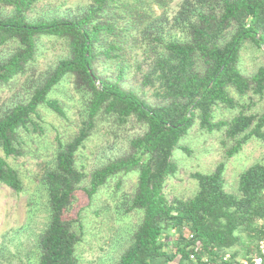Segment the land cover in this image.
I'll return each mask as SVG.
<instances>
[{"label":"trees","instance_id":"obj_1","mask_svg":"<svg viewBox=\"0 0 264 264\" xmlns=\"http://www.w3.org/2000/svg\"><path fill=\"white\" fill-rule=\"evenodd\" d=\"M42 1L0 0V87L30 74L26 96L0 113V183L25 190L7 157L26 154L28 140L42 135L41 108L65 116L53 97L59 85L73 82L85 120L59 141L43 176L49 223L38 238V264H79L81 213L70 211L78 190L89 177L83 190L93 201L112 179L130 173L138 180L124 213L141 212L142 218L115 264H169L176 258L178 264H233L240 258L253 264L264 237V163L240 174L239 195L226 190V161L210 173L194 174L198 189L190 198L170 199L165 187L179 171L174 153L195 125L224 131L226 158L252 139L264 142V111L245 110L247 96H264V65L250 75L241 68L247 43L264 46V0H180L172 19L168 10L176 0H89L76 14L35 16ZM44 37L60 40L67 54L36 76L32 63ZM140 52L148 53L140 86L152 89V99L126 85V59ZM106 68H115L113 75ZM223 109L232 114L217 118ZM110 120L144 131L88 176L78 164L79 152L99 123ZM183 227L192 239L179 235ZM228 252L229 262L223 260Z\"/></svg>","mask_w":264,"mask_h":264},{"label":"rangeland","instance_id":"obj_2","mask_svg":"<svg viewBox=\"0 0 264 264\" xmlns=\"http://www.w3.org/2000/svg\"><path fill=\"white\" fill-rule=\"evenodd\" d=\"M89 0H44L36 7L35 16L51 14H76L83 10ZM180 0L173 2L168 10L172 19L179 9ZM172 35L183 37L180 29L171 28ZM44 45L39 51L32 74L36 76L53 67L66 56L64 44L55 38H42ZM2 48H0L1 50ZM148 53L131 54L126 59L129 65L126 71L127 87L152 99V89L141 88L142 73L148 65L143 63ZM141 65V69L138 66ZM264 65V46L258 48L247 43L241 53V68L250 75ZM115 68H106L104 72L113 75ZM31 73V72H30ZM30 76V74L28 75ZM27 75L14 79L0 87V113L27 94ZM65 110V116L49 108H41L43 133L35 140H28L26 154L9 156L8 162L16 168L25 185L23 192H16L6 184L0 183V264H38L40 250L39 235L49 223V206L43 176L50 164L59 141L73 136L81 127L85 117L80 95L74 84L66 81L59 85L53 95ZM247 113L264 111V96L253 95L245 98ZM232 114L222 110L217 118H227ZM143 128L131 123L120 126L110 121L100 122L97 129L79 152L78 164L84 167L89 176L95 167L107 163L129 149V141L143 133ZM38 134V133H36ZM224 131L209 133L202 131L199 125L192 127L181 141L174 156L179 171L166 182L165 192L170 199L190 198L198 189L197 172L210 173L221 161H226V190L239 195L240 174L254 163H264V142L252 139L237 155L226 158ZM29 138V137H28ZM27 138V139H28ZM227 145L230 142L227 140ZM0 156H5L0 149ZM89 178V177H88ZM86 179L77 192V199L70 211L81 213L83 240L77 246L79 264H115L123 250L128 246L131 235L141 221L142 214L137 211L124 213L129 199L136 189L138 174H122L112 179L110 184L93 201L87 198L83 188L89 186ZM79 230V225H74ZM241 249L240 247H236ZM178 258L169 264H176ZM159 264H165L161 262Z\"/></svg>","mask_w":264,"mask_h":264},{"label":"built area","instance_id":"obj_3","mask_svg":"<svg viewBox=\"0 0 264 264\" xmlns=\"http://www.w3.org/2000/svg\"><path fill=\"white\" fill-rule=\"evenodd\" d=\"M184 235L186 238L192 239L194 237L193 233L186 227H183L182 230L179 232V235ZM197 250H202V247L200 244L197 245ZM196 255L194 252L191 253L190 259L195 260ZM231 253L228 252L224 255L223 260L224 261H231ZM253 259V264H264V237L261 238L257 243V254L251 256ZM206 259V258H205ZM207 260V259H206ZM237 261H234L233 264H239L238 262L241 261L243 263H247V261H244L243 259H236ZM232 264V263H231ZM248 264V263H247Z\"/></svg>","mask_w":264,"mask_h":264},{"label":"crops","instance_id":"obj_4","mask_svg":"<svg viewBox=\"0 0 264 264\" xmlns=\"http://www.w3.org/2000/svg\"><path fill=\"white\" fill-rule=\"evenodd\" d=\"M176 264H178V262Z\"/></svg>","mask_w":264,"mask_h":264}]
</instances>
